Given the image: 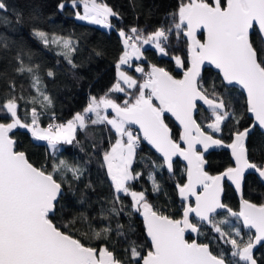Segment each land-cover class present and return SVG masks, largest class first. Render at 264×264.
Wrapping results in <instances>:
<instances>
[{
  "label": "snow or ice",
  "instance_id": "6c2138e0",
  "mask_svg": "<svg viewBox=\"0 0 264 264\" xmlns=\"http://www.w3.org/2000/svg\"><path fill=\"white\" fill-rule=\"evenodd\" d=\"M70 3L73 8L82 5L83 13L76 11L75 16L91 24L112 29L115 25L110 18L121 19L102 0ZM58 8L63 11L65 3H59ZM7 11L6 0H0V13ZM169 15L166 26L151 32L135 25L127 31L116 29L122 51L115 62V83L103 95H90L83 110L66 122H57L52 112L49 122L42 124L41 116L53 107V101L39 75V65L26 63L19 52L12 58L15 73L27 74L36 94L26 99L23 87L18 94L15 79H7V92L0 103V264H261L254 250L264 247V202L244 198V188L249 172L264 182V160L251 159L254 150L264 155V141L250 143L257 130L264 138V0H180L177 10ZM3 20L8 22L6 16ZM16 22L25 21L17 14ZM33 35L46 47L61 46L64 51L59 54L72 68L77 67L70 57L76 51L70 38L49 37L35 28ZM254 35L259 37L258 43L253 41ZM172 36L183 38L186 44L184 56L171 57L182 73L180 78L155 64L147 68L135 65L141 79L123 70L125 65L133 67V59L144 58V45L168 56ZM95 55L103 53L96 51ZM206 66L215 70L220 85L205 77ZM47 76L54 77V73L49 70ZM230 86L238 87L245 96L241 114L222 91ZM115 93H123L125 98L121 101ZM21 100L31 105L25 107L23 117L19 114ZM201 107L208 114L198 120ZM167 114L179 126L178 139L166 122ZM133 125L138 132L133 131ZM97 126H103L108 134V146L104 147L105 137H101L93 139L91 148L102 182L111 191L101 198L98 211L92 215L79 207L86 204L83 195L77 197L78 192L95 191L90 176L83 189L80 187L89 169L57 154L63 145L79 146L84 151L77 133H84L87 139L89 128ZM18 128L26 129L34 141L45 142L50 163L38 166L17 147L10 133ZM142 141L161 161L141 157L149 169L153 193L161 191L156 170L166 168L174 176V158L185 162V180L175 184L183 201L180 218L150 203L147 189L133 187V182L144 176L133 167ZM210 148H223L230 154V165L216 175L205 169L204 154ZM90 162L91 157L86 163ZM225 179L239 195L238 211L223 202ZM125 197H130L129 204L124 203ZM133 214L143 219L146 245L130 239L131 225L126 230L119 222L122 215ZM241 225L249 230L247 238ZM202 227L215 234L213 240L230 248L214 254L211 241L198 243L186 238V233L203 234ZM120 241L126 244L122 257L114 251Z\"/></svg>",
  "mask_w": 264,
  "mask_h": 264
},
{
  "label": "trees",
  "instance_id": "16d2710c",
  "mask_svg": "<svg viewBox=\"0 0 264 264\" xmlns=\"http://www.w3.org/2000/svg\"><path fill=\"white\" fill-rule=\"evenodd\" d=\"M99 1L101 2V0ZM61 2L68 3L63 11L58 8ZM102 2L107 3L121 17V19L116 17L110 19L115 28L108 31L89 23L79 22L75 18L76 8L71 6L70 0H6L8 11L7 13H0V103L3 102V97L7 92V79H15L18 94L21 92V86L23 87V95L26 99L36 94L35 90L30 88V79L27 74L20 76L14 71L16 61L12 58L19 52L26 63L39 65V75L43 85L46 86L47 94L51 96L53 101V107L41 116L42 124L46 125L49 122L52 112L55 113L59 122H66L76 112L83 110L90 95H103L115 83V62L122 51V42L116 29L124 28L127 31L135 25L144 29L147 33L154 31L162 24L166 26L171 20L169 14L177 10L180 0H102ZM17 14L23 18L24 23L18 24L16 22ZM5 16L7 17V23L3 20ZM34 28L46 32L49 37L56 35L70 38L76 48V51L71 53L70 57L77 67L72 68L65 56L59 54L64 51L61 46L50 44L46 47L39 38L33 35ZM199 38L203 39V36L201 35ZM252 39L257 43L259 41V37L255 35ZM4 44L8 45L7 49L4 48ZM168 50V56L160 57L153 48L142 49L144 58L134 64H140L146 68L148 64H155L180 78L182 73L176 68L171 57L173 55H185L186 44L183 38L177 40L175 36L170 37ZM96 51L102 52L103 55L96 56ZM124 69L136 79H141V75H138L134 68ZM49 70L54 73V77L47 76ZM209 72L212 73L211 76H209ZM204 75L210 83L215 81L217 85L221 84L219 80H216V74L213 70L207 69ZM130 91L134 92L135 90ZM222 91L225 92L226 98L231 101V106L237 110V113H243L245 96L241 91L230 87L229 89L222 88ZM114 95L121 101L125 98L123 93H115ZM20 104L19 114L23 117L25 107L30 108L31 105L26 104L25 100H21ZM37 107L39 109V105ZM207 114L203 108H200L198 120L204 119ZM248 119L249 117L246 116V120ZM166 122L173 129L174 137L178 139L179 128L175 122L167 116ZM241 123L245 124V121ZM11 135L17 141V147L26 151L31 162L38 166L51 162L46 144L35 142L27 130L18 128ZM225 135H227V130H225ZM107 136L108 134L103 126L90 127L87 139L84 133H77V138L82 142L84 151H81L79 146L63 145L61 146V152L57 154L58 157L65 158L70 162L75 161L86 164L89 169V173L85 176L80 187L83 189L84 183L88 181L90 176L95 191L78 192L77 197L83 195L86 204L79 207L92 215H95L98 211L101 198L108 197L111 190L106 182H102V173L99 171L96 154L91 148V143L93 139L100 140L101 137H105L103 145L107 147ZM112 139L114 141V135ZM262 141H264V138L257 130L250 143L260 145ZM90 157L91 162L86 163ZM141 157H150L152 160L161 162L158 159L159 156L152 151L149 145L142 142L141 148L137 151L136 162L133 167L136 171H143L144 176L139 181L133 182V187L138 191L147 189V198L150 203L164 211L165 214L180 218L183 202L179 199L175 184L178 181L183 182L185 180L182 174L185 165L177 160L174 164V176L169 174L166 168L156 170L155 178L161 185V191L153 193L151 181L148 179L149 169L145 168ZM251 159L260 162L264 160V155L254 150ZM205 160L207 161L205 169L211 175L222 172L231 163L230 154L227 151L212 152L205 156ZM224 189L223 202L234 211H238L239 197L236 192L227 183L224 185ZM244 192L246 199L255 203L264 202V186L255 175L246 178ZM129 202L130 197H125L124 203L129 204ZM118 219L121 224L125 225L126 230L131 225L132 230L128 233L130 239L136 240L138 245H146L143 219L139 217V214H133L131 217L122 215ZM193 222H195V219H193ZM115 223L116 221H113V228H115ZM233 223H235L234 219ZM201 232L203 234L197 236L198 242L209 243L211 241L210 248L214 254L220 249L227 250L230 248V245H224L220 241L213 240L212 237L215 234L211 233L208 227H202ZM113 239L116 240L117 238L113 236ZM125 247L126 244L123 241L116 243L114 251L117 256H123ZM255 255L261 264H264V247Z\"/></svg>",
  "mask_w": 264,
  "mask_h": 264
},
{
  "label": "water",
  "instance_id": "95a60500",
  "mask_svg": "<svg viewBox=\"0 0 264 264\" xmlns=\"http://www.w3.org/2000/svg\"><path fill=\"white\" fill-rule=\"evenodd\" d=\"M201 36V35H200ZM207 69H211V68H209L208 66H206L205 67V71L207 70ZM211 70H213L214 72H215V70L214 69H211ZM205 71H204V73H205ZM203 73V74H204ZM178 78V77H177ZM230 88H231V86H230ZM235 89H237V90H239V91H241L238 87L237 88H235ZM200 103H202V102H200ZM201 108H203L204 109V107H201ZM205 110V109H204ZM167 117H169L171 120H173L174 121V118H172L171 116H170V114H167ZM175 122V121H174ZM175 124L177 125V127L179 128V126H178V124L175 122ZM132 129L133 130H135V131H139L138 130V127L137 126H135V125H133L132 126ZM15 130V129H14ZM13 130V131H14ZM10 135H11V133H10ZM144 143H146V142H144ZM183 146V145H182ZM150 147V146H149ZM198 147V150H203L202 149V147L201 146H197ZM151 148V147H150ZM152 151L155 153V151H154V149H152ZM215 151H227L228 153H229V151L228 150H226V149H223V148H210L204 155L205 156H208L210 153H212V152H215ZM158 156H159V154L158 153H156ZM174 160H175V162L177 161V160H180L181 161V163H183L184 165H185V162L182 160V158H179V157H177V158H174ZM205 168H206V165H205ZM253 176V175H255V174H252L251 172H249V173H246V178L248 177V176ZM256 176V178L258 179V177H257V175H255ZM260 182H261V180L260 179H258ZM224 183V185L227 183V184H229L230 186H231V184H230V182L229 181H227L226 179H225V181L223 182ZM262 184H263V186H264V182H261ZM232 188H233V190H234V187L233 186H231ZM235 192V191H234ZM178 193V192H177ZM237 194V193H236ZM244 194H245V192H244ZM237 196L239 197V195L237 194ZM223 197H224V194H223V196H222V199H223ZM245 198V197H244ZM179 199H180V197H179ZM181 200V199H180ZM182 201V200H181ZM183 202V201H182ZM223 213V210H221V214ZM140 218H142L141 216H139ZM244 229V228H243ZM249 231L248 229H244V231ZM253 232H254V229L252 230ZM198 234H196V233H186V238L189 240V241H192V240H196L197 242H198ZM189 238H191V240L189 239ZM199 243V242H198ZM261 247L260 246H257V248L254 250V254L256 253V251H258L259 249H260Z\"/></svg>",
  "mask_w": 264,
  "mask_h": 264
},
{
  "label": "rangeland",
  "instance_id": "374dc122",
  "mask_svg": "<svg viewBox=\"0 0 264 264\" xmlns=\"http://www.w3.org/2000/svg\"><path fill=\"white\" fill-rule=\"evenodd\" d=\"M98 2H100L99 0H98ZM65 3V5H67L68 3H66V2H64ZM71 4V3H70ZM81 8H76V11H80L81 13H83V6L81 5L80 6ZM110 7V6H109ZM75 18H76V16H75ZM111 19V18H110ZM79 22H81V23H84V24H86V23H89L88 21H82V20H79V19H77ZM89 24H91V23H89ZM91 25H94V26H98V27H100V28H103L104 30H111V29H109V28H105V27H103V26H101V25H95V24H91ZM113 29V28H112ZM146 48H153V49H155L154 47H152L151 45H144L143 47H142V49H146ZM159 55V54H158ZM160 57H162V55H159ZM164 57H166V56H164ZM141 60H135V59H133V61H132V65H133V67L132 68H134L135 67V62H140ZM176 66V65H175ZM123 67V70L124 71H126V69H124V68H129L127 65H125V66H122ZM129 69H131V68H129ZM179 70V69H178ZM180 71V70H179ZM127 72V71H126ZM138 75H141L140 73H137ZM134 77V76H133ZM135 78V77H134Z\"/></svg>",
  "mask_w": 264,
  "mask_h": 264
},
{
  "label": "flooded vegetation",
  "instance_id": "af4514ba",
  "mask_svg": "<svg viewBox=\"0 0 264 264\" xmlns=\"http://www.w3.org/2000/svg\"><path fill=\"white\" fill-rule=\"evenodd\" d=\"M242 233L245 235V238H247V233H248V231H246V230L244 231V229L242 228ZM189 239H191V238H189ZM261 248H262V247H261ZM261 248H260V249H261ZM260 249H259V250H260ZM259 250H258V251H259ZM258 251H256V253H257ZM256 253H255V254H256Z\"/></svg>",
  "mask_w": 264,
  "mask_h": 264
},
{
  "label": "built area",
  "instance_id": "2783aa9c",
  "mask_svg": "<svg viewBox=\"0 0 264 264\" xmlns=\"http://www.w3.org/2000/svg\"><path fill=\"white\" fill-rule=\"evenodd\" d=\"M56 121L57 122H59V120L56 118ZM134 132H137V131H135V130H133ZM143 142V141H142ZM142 142H141V145H140V148H141V146H142Z\"/></svg>",
  "mask_w": 264,
  "mask_h": 264
},
{
  "label": "crops",
  "instance_id": "0c3cea01",
  "mask_svg": "<svg viewBox=\"0 0 264 264\" xmlns=\"http://www.w3.org/2000/svg\"><path fill=\"white\" fill-rule=\"evenodd\" d=\"M24 130H26V129H24ZM36 142V141H35ZM38 143V142H37ZM41 143H45V142H41Z\"/></svg>",
  "mask_w": 264,
  "mask_h": 264
}]
</instances>
